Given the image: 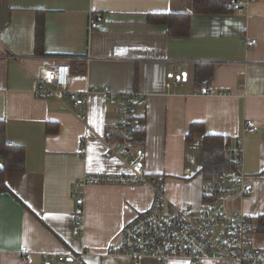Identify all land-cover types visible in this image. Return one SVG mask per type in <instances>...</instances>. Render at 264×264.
Masks as SVG:
<instances>
[{"label": "crops", "instance_id": "obj_1", "mask_svg": "<svg viewBox=\"0 0 264 264\" xmlns=\"http://www.w3.org/2000/svg\"><path fill=\"white\" fill-rule=\"evenodd\" d=\"M191 10L192 0H0V121L6 144L24 149V170L6 172L9 192H0V264H21L22 255L26 264H45L49 256L69 254L83 255L82 264H133L107 250L151 206L144 185L88 186L76 206L73 188L85 173L128 170L104 146L117 116L103 96L90 95L86 108L66 100L70 112L33 94V76L51 64L70 67L74 92L140 93L143 138L130 151L144 152L143 171L160 179L168 204H187L195 213L241 211L255 224L253 245L264 249V0L241 13ZM92 14L95 30L89 29ZM157 14H190L188 35L169 37L165 25L148 22ZM249 39L256 40L250 48ZM198 66L210 74L206 88L196 84ZM182 74L185 81H177ZM202 89L218 94L205 96ZM77 113H85L86 122ZM248 120L254 133L244 132ZM205 136L242 148L249 196L202 195L204 181L219 179L201 172Z\"/></svg>", "mask_w": 264, "mask_h": 264}, {"label": "built area", "instance_id": "obj_2", "mask_svg": "<svg viewBox=\"0 0 264 264\" xmlns=\"http://www.w3.org/2000/svg\"><path fill=\"white\" fill-rule=\"evenodd\" d=\"M260 0H233L226 3L241 13L249 5ZM98 16L92 14L89 29L95 30ZM256 40L245 41V46L253 47ZM70 67L67 64H51L42 70L40 75L33 76L32 92L36 97L53 98L60 104L61 110L72 112L66 100L86 108L90 95L99 94L114 109L117 120L114 129L117 136L111 135L104 141L108 155L118 158L126 167L127 172L118 174L85 173L74 185L73 195L78 207L83 205L84 189L99 185H144L152 193L150 208L138 214L127 224L120 235L118 245H110L107 252L119 257H127L133 264H140L144 259H155L161 264L173 260H186L190 264L205 261H219L224 264H264V249L253 245L252 234L255 229L253 220L241 211L225 213L210 209L195 213L187 204L173 206L168 204L161 181L158 177L143 171L142 162L145 154L141 149L130 151L129 139L137 126L136 120L141 115L140 107L144 98L138 92L117 93L111 89L92 88L85 92H74L69 89ZM170 84H167L169 87ZM205 96L217 95L213 89H202ZM77 118L86 122V114H76ZM254 122L248 120L244 124V132L254 133ZM223 151L229 155L235 165L226 177L209 179L202 183L201 192L205 197L221 196L240 198L251 194V187L246 182L243 172L242 148H231L223 142ZM77 154H82V148ZM168 205V206H167ZM26 248H21L25 253ZM83 255L49 256L45 264L71 262L82 264ZM21 264L27 260L22 255Z\"/></svg>", "mask_w": 264, "mask_h": 264}, {"label": "trees", "instance_id": "obj_3", "mask_svg": "<svg viewBox=\"0 0 264 264\" xmlns=\"http://www.w3.org/2000/svg\"><path fill=\"white\" fill-rule=\"evenodd\" d=\"M233 0H192L191 14H229L232 8H226L225 4ZM190 14H157L148 16L150 24L165 25L169 37H185L189 32ZM43 33V17L36 19L35 35L37 38ZM196 84L206 88L211 80L207 69L202 66L196 68ZM144 115L141 114L135 121L137 126L132 132L130 144H137L143 138ZM112 136H117V131H110ZM222 138L205 136L203 143V166L201 172L206 178L222 177L234 169L235 165L228 155L223 152ZM24 170V149L22 146L6 144L5 125L0 121V192H9L4 183L6 172H22Z\"/></svg>", "mask_w": 264, "mask_h": 264}, {"label": "water", "instance_id": "obj_4", "mask_svg": "<svg viewBox=\"0 0 264 264\" xmlns=\"http://www.w3.org/2000/svg\"><path fill=\"white\" fill-rule=\"evenodd\" d=\"M170 76L172 77V75H170ZM175 78H176L177 81H179V80L185 81L186 76H185V74H182L180 76H176Z\"/></svg>", "mask_w": 264, "mask_h": 264}, {"label": "bare ground", "instance_id": "obj_5", "mask_svg": "<svg viewBox=\"0 0 264 264\" xmlns=\"http://www.w3.org/2000/svg\"><path fill=\"white\" fill-rule=\"evenodd\" d=\"M130 140V139H129ZM130 143V142H129Z\"/></svg>", "mask_w": 264, "mask_h": 264}]
</instances>
